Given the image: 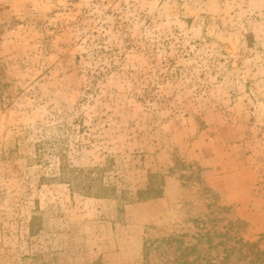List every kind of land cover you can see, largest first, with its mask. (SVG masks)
I'll return each mask as SVG.
<instances>
[{
    "label": "rangeland",
    "instance_id": "obj_1",
    "mask_svg": "<svg viewBox=\"0 0 264 264\" xmlns=\"http://www.w3.org/2000/svg\"><path fill=\"white\" fill-rule=\"evenodd\" d=\"M239 239L264 250V0H0V264Z\"/></svg>",
    "mask_w": 264,
    "mask_h": 264
},
{
    "label": "trees",
    "instance_id": "obj_2",
    "mask_svg": "<svg viewBox=\"0 0 264 264\" xmlns=\"http://www.w3.org/2000/svg\"><path fill=\"white\" fill-rule=\"evenodd\" d=\"M148 194V193H147ZM157 195V194H156ZM211 240L210 235L206 236ZM168 240H177L176 238H170ZM238 243L241 245V248L238 249L237 247H232L231 250L225 249L224 252L226 253L224 262L221 264H227L228 260L231 258L232 252L238 251L241 255H253V259L250 260L249 264H264V250L260 249L259 245L257 243H248L244 242L242 239L237 240ZM247 249L245 250V248ZM183 252H186V256L177 258L175 261V264H203L202 259L200 257H197L193 261L190 260V254L193 252H197V247L193 246L190 248H185ZM206 264H216L212 260L208 261Z\"/></svg>",
    "mask_w": 264,
    "mask_h": 264
}]
</instances>
